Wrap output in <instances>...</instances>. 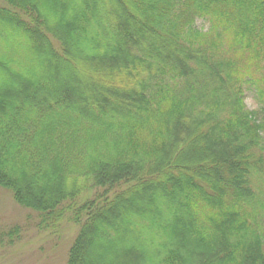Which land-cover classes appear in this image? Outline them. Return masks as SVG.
I'll use <instances>...</instances> for the list:
<instances>
[{
    "label": "trees",
    "instance_id": "trees-1",
    "mask_svg": "<svg viewBox=\"0 0 264 264\" xmlns=\"http://www.w3.org/2000/svg\"><path fill=\"white\" fill-rule=\"evenodd\" d=\"M0 187L66 264H264V0H0Z\"/></svg>",
    "mask_w": 264,
    "mask_h": 264
},
{
    "label": "rangeland",
    "instance_id": "rangeland-1",
    "mask_svg": "<svg viewBox=\"0 0 264 264\" xmlns=\"http://www.w3.org/2000/svg\"><path fill=\"white\" fill-rule=\"evenodd\" d=\"M196 26L207 29L208 22L197 19ZM244 88L247 108L258 109V100L253 87L245 85ZM94 193L87 191L85 196L91 199ZM158 206L161 209V217L156 218V221L161 225L169 218L167 211L170 206H166L162 201ZM36 221L37 213L34 210L19 205L7 189L0 187V235L2 234L0 238H3L0 239V264H66L67 251L78 232V226L64 221L59 234H54L39 230ZM15 226L18 227V234H14L13 241L7 243V235L3 232ZM137 237L139 241L143 240L139 234ZM144 245L147 249L145 243ZM152 245L155 246L156 241H153ZM150 252L147 249L145 256ZM130 259L133 260V257Z\"/></svg>",
    "mask_w": 264,
    "mask_h": 264
}]
</instances>
